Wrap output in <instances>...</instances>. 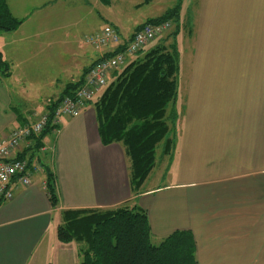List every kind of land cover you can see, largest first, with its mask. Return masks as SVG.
<instances>
[{
  "label": "crops",
  "instance_id": "1",
  "mask_svg": "<svg viewBox=\"0 0 264 264\" xmlns=\"http://www.w3.org/2000/svg\"><path fill=\"white\" fill-rule=\"evenodd\" d=\"M194 10L193 46L178 83L170 182L133 192L122 145L101 142L87 103L79 115L60 117L53 138L46 135L33 151L42 156L31 161L29 184L11 181L12 197L0 203V264H44L38 249L54 212L56 238L62 210L123 204L147 212L155 239L189 231L198 264H264V0H196ZM23 23L0 34V55L14 67L13 52L24 51L17 44L38 39L17 40ZM132 33L120 35L121 41ZM112 48L100 50L90 64ZM7 93L0 86V139L35 120L50 98L24 118L11 109ZM29 145L22 143L12 157ZM43 164L55 177L54 208Z\"/></svg>",
  "mask_w": 264,
  "mask_h": 264
},
{
  "label": "trees",
  "instance_id": "2",
  "mask_svg": "<svg viewBox=\"0 0 264 264\" xmlns=\"http://www.w3.org/2000/svg\"><path fill=\"white\" fill-rule=\"evenodd\" d=\"M100 1L110 4L109 0ZM149 1L141 0L137 5ZM180 3L181 0H176L158 16L136 25L126 42L121 41L117 28L108 24L119 34L120 43L85 67L77 80L67 82L57 97L47 101L43 112L48 115L47 124L37 136L29 138L31 145L24 150L25 154L32 152L26 158L28 166L34 160L33 151L42 146V139L58 127L53 122L55 109L64 97L73 96L90 68L123 51L133 34L144 25L167 22L174 28L166 37L160 36L162 32L154 46H144L127 56L125 63L109 74L105 86L85 103L92 104L101 142L122 145L130 187L133 192L139 190L157 162L158 151L161 155L170 154L175 145L180 70L176 35L180 28ZM22 22L12 13L7 0H0V34L18 29ZM9 74L10 65L0 55V75ZM22 125L25 124L18 126ZM25 154L17 157L24 158ZM42 166L46 194L54 208L58 205L55 177L48 165ZM56 239L61 243H75L79 264H198L189 231L176 230L155 239L147 212L136 205L62 210Z\"/></svg>",
  "mask_w": 264,
  "mask_h": 264
},
{
  "label": "rangeland",
  "instance_id": "3",
  "mask_svg": "<svg viewBox=\"0 0 264 264\" xmlns=\"http://www.w3.org/2000/svg\"><path fill=\"white\" fill-rule=\"evenodd\" d=\"M9 1L12 7L15 6L13 13L16 17L19 16L18 18L24 20L20 28L21 34L16 37L17 40L20 41L24 36L39 39H32V42L21 41L17 44L22 45L24 51L13 52L16 57V67L11 66L3 58L11 66L13 75L10 77L0 75V86L11 96V109L17 116L24 118L30 115L27 112H33L34 106L40 109L47 97H50L49 99L57 97L67 82L77 80L81 75V67L89 65L100 50L114 46H95L86 41L87 38L95 36L108 24L116 27L120 35H126L139 23L158 16L176 2V0H151L137 5L141 0H109L108 5L100 0ZM189 2L190 0H181L180 3L181 20L176 35L180 65L179 81L183 62L187 61L193 46L191 33L188 31H192L196 0H191L190 7ZM189 11L192 14L190 24ZM173 28L174 25L170 23L168 29L160 36L166 37ZM3 36L0 35V50L4 49ZM157 41L158 39L155 38L145 45V48L154 46ZM5 55L8 57L9 54L6 52ZM89 108H92V104ZM47 136L53 138L51 132ZM159 151L157 162L141 187L143 189L170 182V174L173 173L175 162L174 148L167 155H161ZM31 154V151H27L26 158L29 159ZM40 155L42 156L41 152H33L34 160ZM52 218L51 227L40 243L38 255L45 258L44 264H79L80 258L76 253L75 243L56 241L55 212Z\"/></svg>",
  "mask_w": 264,
  "mask_h": 264
},
{
  "label": "built area",
  "instance_id": "4",
  "mask_svg": "<svg viewBox=\"0 0 264 264\" xmlns=\"http://www.w3.org/2000/svg\"><path fill=\"white\" fill-rule=\"evenodd\" d=\"M169 23L146 24L133 34L123 51L113 56L102 59L92 66L85 76L82 85L76 89L72 97H64L55 109L54 123L62 116H77L85 103L106 84L107 77L115 69L120 68L127 56L147 45L150 41L167 30ZM92 45L108 46L120 43V38L115 29L109 25L87 38ZM48 115L41 113L32 122L10 129L7 137L0 139V199L8 200L12 197L10 183L15 178L21 185H28L33 165L28 166L26 158L12 155L19 150L22 143L29 140L32 135L37 136L46 126Z\"/></svg>",
  "mask_w": 264,
  "mask_h": 264
}]
</instances>
